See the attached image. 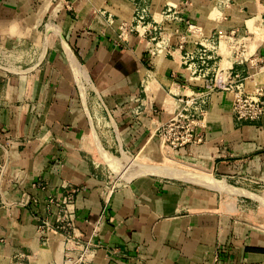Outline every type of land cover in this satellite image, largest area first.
<instances>
[{"label": "crops", "instance_id": "obj_1", "mask_svg": "<svg viewBox=\"0 0 264 264\" xmlns=\"http://www.w3.org/2000/svg\"><path fill=\"white\" fill-rule=\"evenodd\" d=\"M0 50V264L64 263L67 196L92 264H264V116L215 89L264 86V0H0ZM178 99L203 141L171 153Z\"/></svg>", "mask_w": 264, "mask_h": 264}, {"label": "built area", "instance_id": "obj_2", "mask_svg": "<svg viewBox=\"0 0 264 264\" xmlns=\"http://www.w3.org/2000/svg\"><path fill=\"white\" fill-rule=\"evenodd\" d=\"M205 50V47L201 50L192 48L185 57L189 62V66L194 64L195 60L204 65L207 59ZM215 89L232 94L231 114L236 121H253L264 116V86H259L252 92H246L244 87L234 84H219ZM205 90L211 92L213 89L206 86ZM191 101L178 99L179 103H183V107L176 106L169 117L155 125L154 130L167 152L174 153L186 146L197 145L203 141V110L194 101H192L195 104L194 106L190 104ZM189 105H192L190 110L187 109ZM106 194H108V189L103 194L104 202H107L108 199ZM62 204L64 205L62 216L57 224L50 228L55 233L61 232L74 238L68 240V242L72 241L73 246L66 249L63 264H92L94 255L92 238L95 236L97 227H94L88 239L79 240L74 224V213L71 209V196L64 198ZM47 227L49 225L45 224L40 227V230L42 228L46 230ZM9 264H26L25 258L21 255H15L11 258Z\"/></svg>", "mask_w": 264, "mask_h": 264}, {"label": "bare ground", "instance_id": "obj_3", "mask_svg": "<svg viewBox=\"0 0 264 264\" xmlns=\"http://www.w3.org/2000/svg\"><path fill=\"white\" fill-rule=\"evenodd\" d=\"M70 52V51H69ZM67 55H69V54H67ZM68 59L70 60V63H71V67H73V69H74V72H75V75H76V79H77V83H79V84H81V85H84V82H83V77H85L84 75H83V73L79 70V67H78V65L76 64V61H74L73 60V58L69 55L68 56ZM10 70H11V68H10ZM86 78H87V76H86ZM82 82V83H81ZM81 87H83V86H81ZM80 88V87H79ZM86 89V88H85ZM108 161L111 163V164H115V162H117V160H113L112 159V157H108ZM118 163V162H117ZM119 163H120V165H125V166H127V168L128 167H130V165L134 168V170L135 169H139L140 171H151V172H153V171H155V170H159L158 168H149V167H146L145 168V166H142V165H139V164H136V163H134L131 159H129L128 157H126L125 155H123L122 156V160H120L119 161ZM132 168V169H133ZM131 171V170H130ZM172 173H175L174 175H176V176H178V177H184V178H187V176H186V174L185 173H182V172H172ZM173 175V174H172ZM202 183V182H201ZM243 193H241V195H242ZM245 194V193H244ZM243 194V195H244ZM246 194H247V192H246ZM248 196H251L252 197V195H246V197H248ZM250 197V198H251ZM253 197H255V196H253ZM254 199V198H253ZM257 200H258V198H257ZM258 201H260L261 203L263 202V200H258Z\"/></svg>", "mask_w": 264, "mask_h": 264}, {"label": "rangeland", "instance_id": "obj_4", "mask_svg": "<svg viewBox=\"0 0 264 264\" xmlns=\"http://www.w3.org/2000/svg\"><path fill=\"white\" fill-rule=\"evenodd\" d=\"M1 51V50H0ZM1 56V55H0ZM2 60H0V65H2V62H1ZM148 81V80H147ZM159 87H158V85H157V83H153V82H149V84L148 83H144L143 84V89L145 90V92L146 93H148L149 95H154L155 93H156V91H157V89H158ZM261 203V202H260ZM262 204H264V201L262 202Z\"/></svg>", "mask_w": 264, "mask_h": 264}]
</instances>
